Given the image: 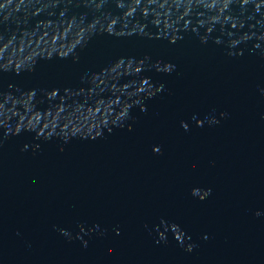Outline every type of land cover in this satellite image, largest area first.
<instances>
[{
    "label": "clouds",
    "instance_id": "obj_1",
    "mask_svg": "<svg viewBox=\"0 0 264 264\" xmlns=\"http://www.w3.org/2000/svg\"><path fill=\"white\" fill-rule=\"evenodd\" d=\"M224 115H226V114L225 113H221V116H224ZM202 123H203L202 121L197 120V125L198 126H201ZM209 123L216 124V123H219V121L216 120V119H212V120L209 121ZM182 126L185 128V130H187V127H188L187 124H182ZM26 148H27V145H25V150H26ZM154 151L159 152V148H155ZM210 191H211L210 189L203 190V191H201L199 189H194L193 190V195L199 196L200 199H204L210 194ZM257 215H259V213H257ZM173 230L176 232V237L175 238L178 241H182L183 233L180 232L177 228H173ZM60 231H61V233L63 235L69 236V238H71L70 234L68 232H66V231H64L62 229ZM81 231H83V228L81 229ZM159 235H160V239L161 240H165V233L164 232H161ZM77 238H80V237H77ZM82 242L84 243L85 246H87V241H82ZM192 248H193V245H188L186 250L187 251H191Z\"/></svg>",
    "mask_w": 264,
    "mask_h": 264
}]
</instances>
